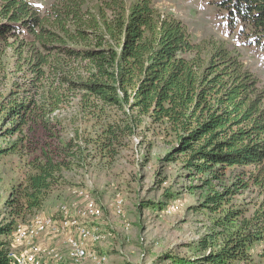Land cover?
<instances>
[{
	"label": "trees",
	"instance_id": "obj_1",
	"mask_svg": "<svg viewBox=\"0 0 264 264\" xmlns=\"http://www.w3.org/2000/svg\"><path fill=\"white\" fill-rule=\"evenodd\" d=\"M214 4L227 31L237 27L244 44L264 56V0ZM259 83L239 50L219 40H195L151 0H53L45 11L29 0H0V138L17 136L12 147H0V157L15 152L29 130L46 128V115L78 93L87 108H115L126 116L123 127L107 128V137L133 135L145 121L156 125L171 138L165 164L181 158L184 177L208 174L201 188L233 176L200 203L218 214L214 224L226 238L216 242L217 234L204 236L197 244L206 253L187 261L168 255L175 264L246 262L251 247L264 242V87ZM68 147L44 149L25 186L4 193L0 213L8 218L0 222V264H10L15 226L42 208L75 158ZM244 190L261 197L257 209L247 214V206L223 207Z\"/></svg>",
	"mask_w": 264,
	"mask_h": 264
},
{
	"label": "rangeland",
	"instance_id": "obj_2",
	"mask_svg": "<svg viewBox=\"0 0 264 264\" xmlns=\"http://www.w3.org/2000/svg\"><path fill=\"white\" fill-rule=\"evenodd\" d=\"M29 1L39 11H45L53 2ZM151 1L160 13L179 19L195 40H219L239 50L248 74L264 87V56L244 44L243 37H238L237 27L228 33L223 13H219L214 4L219 0ZM81 103V95L76 93L68 104L46 115L49 122L46 128L40 125L28 134L25 132L26 138L22 145L18 143L16 151L0 157V209L4 193L10 187L25 186L29 176L35 174L44 149L68 145L75 158L62 169L57 184L46 194L42 208L25 223L35 215L59 218L57 211L61 205L67 206L70 215L83 222L82 214L87 206L97 205L103 216L85 222L101 236L96 251L105 260L74 262L67 259L68 241L75 236L74 228H69L43 234L35 241L29 249L34 264H175L168 255L175 261H187L206 253L197 244L204 236L215 233L216 242L226 238L228 233L214 224L218 214L200 203L208 195L222 191L233 178L231 174L201 188V181L208 174L184 177L187 174L181 158L165 164L164 156L171 138L156 125L145 121L133 135L124 137L120 132V136L113 139L107 137V128L110 125L123 127L126 116L115 108L105 107L101 112ZM130 122L127 119L126 123ZM16 139L17 136L0 138V147L6 144L12 147ZM118 200L122 201L120 206L116 204ZM228 201L224 208L229 204L247 206L248 214L258 208L261 197L255 190H244ZM169 207L173 210L166 213ZM7 218V214L0 213V222ZM249 253L248 261L232 264H264V242L255 243Z\"/></svg>",
	"mask_w": 264,
	"mask_h": 264
},
{
	"label": "built area",
	"instance_id": "obj_3",
	"mask_svg": "<svg viewBox=\"0 0 264 264\" xmlns=\"http://www.w3.org/2000/svg\"><path fill=\"white\" fill-rule=\"evenodd\" d=\"M116 204L120 206L122 201L118 200ZM172 210L173 207H169L166 213H171ZM57 213L59 218L35 215L28 223L15 227L10 238L8 253L10 264H34L35 259L29 249L35 241L43 234L59 233L69 228H74L75 236L68 241L67 259L74 262L86 259L105 260V257H101L96 251L101 236L85 222L101 218L103 216L101 207L89 204L82 214L83 222L71 216L65 205L59 206Z\"/></svg>",
	"mask_w": 264,
	"mask_h": 264
}]
</instances>
